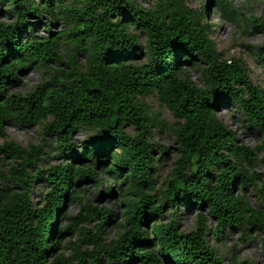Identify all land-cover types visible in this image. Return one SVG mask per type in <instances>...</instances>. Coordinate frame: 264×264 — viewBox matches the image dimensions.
I'll return each instance as SVG.
<instances>
[{
	"label": "trees",
	"instance_id": "1",
	"mask_svg": "<svg viewBox=\"0 0 264 264\" xmlns=\"http://www.w3.org/2000/svg\"><path fill=\"white\" fill-rule=\"evenodd\" d=\"M213 2L222 13L239 15L231 0ZM0 6L6 16L0 22V264H225L209 243L225 230L239 232L243 244L260 235L264 255L258 154L218 118L219 109L234 107L264 138V90L253 85L240 57L225 59L218 51L205 21L208 4L198 10L185 0H154L151 9L136 0H0ZM43 18L47 37L32 29ZM247 22L264 30L260 19ZM259 62L264 66V56ZM31 68L44 71L42 80L26 94L12 92ZM151 98L170 112L172 124L153 112ZM9 127L40 128L39 145L9 140ZM154 132L171 134L177 151L160 188L155 176L167 149L155 143ZM50 153L63 165L44 170L39 165ZM100 167L126 198L124 224L108 243L111 210L94 207L81 188L101 184ZM67 205L79 206L82 219L101 216L90 252L68 243L69 257L55 253L58 239L75 227ZM179 205L195 213L191 232L180 231ZM63 220L68 224L61 227ZM233 253L231 264H252L238 259L237 247Z\"/></svg>",
	"mask_w": 264,
	"mask_h": 264
},
{
	"label": "rangeland",
	"instance_id": "2",
	"mask_svg": "<svg viewBox=\"0 0 264 264\" xmlns=\"http://www.w3.org/2000/svg\"><path fill=\"white\" fill-rule=\"evenodd\" d=\"M185 1L189 7L198 10L203 8L205 4H208V9L204 13L205 21L211 26L213 32L212 39L214 40L218 51L223 54L225 59L240 57L249 69V78L253 85L264 90V66L262 65V62H259L260 57L264 56V30H260L259 28L255 29L254 23L251 24L247 22L250 18H255L260 19L264 25V0H231V5L239 14L237 18L222 13V11L216 7L213 0H204L203 2H200V0ZM136 2L139 6L147 9H151L154 4V0H136ZM2 10L3 8L0 6V22L5 21L4 19H6ZM44 22H49V19L43 18L42 23H39L38 20H33L32 29L37 35L47 37L48 33L43 29ZM60 29L61 26L59 24L50 26L52 32ZM142 41L143 39L140 38L139 42L142 43ZM259 48H262V50H259ZM259 54H261V56ZM43 74V70L31 68L21 74L19 82L13 83L10 86V90L12 92L26 94L34 89V87L42 80ZM188 74L196 83L199 85L201 84L196 71L189 70ZM148 102L154 113H159L161 115L160 117L170 124L174 122L170 112L165 107L159 105L155 99L151 98ZM218 118L233 133H235L236 138L240 142H243L247 146L256 150L258 160L254 169L264 183L263 136L257 133L252 127H249L248 123L244 121L242 115L237 112L234 107L219 109ZM39 132L40 128L38 127H31L28 129L9 127L6 130L9 140L22 147L39 145ZM80 139H82L81 136L76 138V140ZM154 141L156 144L167 149L166 154H164L159 161V171L155 176L158 180V188H160L173 168L174 160L177 158V151L173 136L167 132H154ZM2 143V139L0 138V146ZM7 162L10 163V161ZM61 165H63L62 160L56 158L54 153H50V155L40 163L39 167L48 170L51 167H58ZM96 172L100 175L101 184L97 186L85 182L81 188L85 187L88 190V193L85 194V199L94 207L111 210L113 222L105 227L103 236L105 242L108 243L116 238L118 231H120L119 225L124 224V211L126 210L124 202L126 201V198L121 195L120 190L115 186L111 176L104 172L102 167ZM72 187H76V185H73ZM108 188H112V193L106 197L97 199V194ZM41 189V187H37L36 193L41 192ZM246 197L254 206L256 200L255 196L251 193H247ZM178 209L180 231L182 233L193 231L196 221L195 213H186L183 205H179ZM65 212L66 216L73 219L72 222L75 227L64 238L58 239L59 245L55 253H61L65 257H69L71 252L68 250V243H77L81 250L90 252L93 249V245L89 241L93 240L96 234V229L100 223L101 216L98 218L96 215H90L88 216V219H82L80 215L81 209L77 205H67ZM168 219L169 216H166L165 220L168 221ZM67 224L68 222L63 220L60 223V226L64 227L67 226ZM214 227L215 224L210 222V229L213 230ZM254 237L256 238L254 241L251 240L243 244L239 232L225 230L222 237L217 238L216 240L210 239L209 243L218 254L223 257L225 264H231L234 247H237L239 260H249L252 264H264L261 237L260 235H255Z\"/></svg>",
	"mask_w": 264,
	"mask_h": 264
}]
</instances>
